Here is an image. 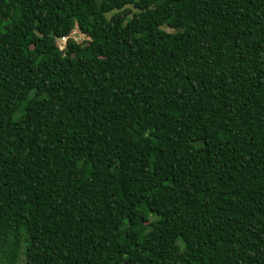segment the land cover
Returning a JSON list of instances; mask_svg holds the SVG:
<instances>
[{"label": "trees", "instance_id": "16d2710c", "mask_svg": "<svg viewBox=\"0 0 264 264\" xmlns=\"http://www.w3.org/2000/svg\"><path fill=\"white\" fill-rule=\"evenodd\" d=\"M0 264H264V0H0Z\"/></svg>", "mask_w": 264, "mask_h": 264}, {"label": "rangeland", "instance_id": "374dc122", "mask_svg": "<svg viewBox=\"0 0 264 264\" xmlns=\"http://www.w3.org/2000/svg\"><path fill=\"white\" fill-rule=\"evenodd\" d=\"M129 8H130V10H132L131 7H129ZM163 29H165V31H167V32L170 31L169 29H166V28H163ZM243 32H244L243 29H241V28L237 29L236 28L235 30H233V32L231 34L236 36V35L242 34ZM67 41H71L74 44L84 45L85 42L87 41V38H85L83 35H81L75 29H73V31L69 34V36L67 38H64V40L63 39H57L56 44L61 46V47H64V45L67 43Z\"/></svg>", "mask_w": 264, "mask_h": 264}, {"label": "built area", "instance_id": "2783aa9c", "mask_svg": "<svg viewBox=\"0 0 264 264\" xmlns=\"http://www.w3.org/2000/svg\"><path fill=\"white\" fill-rule=\"evenodd\" d=\"M61 39L64 40V38H61ZM57 47H58L59 50H62V49L64 48V47H61V46H59V45H57Z\"/></svg>", "mask_w": 264, "mask_h": 264}]
</instances>
